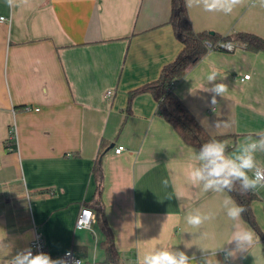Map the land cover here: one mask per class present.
Wrapping results in <instances>:
<instances>
[{"label": "crops", "instance_id": "crops-1", "mask_svg": "<svg viewBox=\"0 0 264 264\" xmlns=\"http://www.w3.org/2000/svg\"><path fill=\"white\" fill-rule=\"evenodd\" d=\"M189 13L198 31L264 37V8L251 0L229 15L201 8ZM170 14L171 0H18L11 10L0 0V240L12 245L0 249V264L29 246L36 226L50 254L74 250L104 262L99 199L120 264H137L156 246L195 254L199 264V247L215 249L230 238L233 222L223 200L233 197L205 193L187 179L198 148L158 112L150 92L137 94L128 107L130 91L158 79L183 48ZM212 71L228 86L215 105L204 91ZM173 89L212 135L225 136L229 152L245 136L264 131L263 51L242 45L210 50ZM217 122L227 126L216 128ZM102 143L107 150L99 196L93 167ZM256 158L264 165V153ZM256 192L253 210L264 232V187ZM85 206L93 209V220L79 228ZM197 208L214 215L201 227L207 240L189 233L184 219ZM239 223L256 243L235 264H264V240L243 217ZM216 259L231 264L223 251Z\"/></svg>", "mask_w": 264, "mask_h": 264}, {"label": "clouds", "instance_id": "clouds-1", "mask_svg": "<svg viewBox=\"0 0 264 264\" xmlns=\"http://www.w3.org/2000/svg\"><path fill=\"white\" fill-rule=\"evenodd\" d=\"M244 2L245 0H185V6L188 9L201 8L207 13L229 15ZM5 3L10 10L18 6V0H5ZM251 3L253 7L258 4L264 8V0H251ZM222 80L218 71H212L206 76L204 91L208 93L211 105H215L217 97H222L228 90V86ZM221 126H227V123L215 124L216 128ZM257 153H264V131L245 136L231 152L224 142L211 139L193 153L195 163L190 167L187 179L194 187L205 193L231 192L237 184L242 193L253 192L258 187H264V165L257 161ZM161 184L167 188L169 180L164 178ZM223 209L227 218L233 222L232 234L223 245L215 249L199 247L201 251L199 264H220L216 259L217 250L224 252L226 261L235 264V261L256 243L254 233L239 223L246 208L226 196L223 200ZM184 219L193 230L189 233L201 240L209 239V233L201 231V227L214 219L212 213H202L197 208L187 211ZM3 241L4 239L0 240V249L12 247ZM225 245L233 247L227 248ZM7 264H69V262L65 258L53 259L44 251L34 252L31 246H27L7 259ZM75 264L80 262L77 261ZM137 264H196V261L195 254L189 256L186 251L178 248L156 246L138 256Z\"/></svg>", "mask_w": 264, "mask_h": 264}, {"label": "trees", "instance_id": "trees-1", "mask_svg": "<svg viewBox=\"0 0 264 264\" xmlns=\"http://www.w3.org/2000/svg\"><path fill=\"white\" fill-rule=\"evenodd\" d=\"M169 23L173 27L175 36L183 43V48L173 61L164 65L158 79L130 91L128 107H130L133 98L137 94L150 92L157 101L158 112L173 125L176 132L187 145L199 149L203 143L211 139L223 141L225 136L212 135L201 124L188 106L175 93L174 84L200 62L210 50H225L222 46L224 42L233 41L237 46L242 45L253 52H264V37L249 31H238L228 34H221L213 30L198 31L193 26L189 9L185 6V0H171ZM12 139L14 142L13 132ZM106 150L107 145L102 143L93 167L99 196L103 190L104 170L102 159ZM228 193L238 204L246 208V211L242 214L243 219L264 240V232L253 210V201L259 197L256 190L242 193L237 184ZM96 205H98L101 227L105 233V239L102 242L106 255L105 262L120 264V253L116 248L113 232L107 221L100 199Z\"/></svg>", "mask_w": 264, "mask_h": 264}, {"label": "built area", "instance_id": "built-area-1", "mask_svg": "<svg viewBox=\"0 0 264 264\" xmlns=\"http://www.w3.org/2000/svg\"><path fill=\"white\" fill-rule=\"evenodd\" d=\"M4 20V17H2ZM223 48L225 50L228 51H233L235 50L238 46L236 43H234L233 41H226L222 44ZM249 74L245 75V78H249ZM113 95V90H108L106 92V97L110 98ZM30 107H28L29 109ZM14 133V138H16V133L15 131H13ZM124 150V146L120 145L118 146L115 151L116 153H121ZM93 216H94V211L91 207H82L77 219H76V226L79 228H85V227H90L92 220H93ZM29 246H31L33 248V251H44L45 253H48L47 250V246H46V241L43 235V232L39 229L38 226L35 227V232H34V236L29 244ZM50 256L53 259L56 258H65L68 260L69 264H75V262H80V264H117V263H113V262H103V261H97V260H85L83 259L81 256H79L74 250H68L62 254L59 255H53L50 254Z\"/></svg>", "mask_w": 264, "mask_h": 264}]
</instances>
